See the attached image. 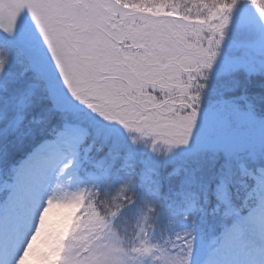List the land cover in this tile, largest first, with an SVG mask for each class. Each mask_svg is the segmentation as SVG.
Listing matches in <instances>:
<instances>
[{
    "label": "snow or ice",
    "instance_id": "snow-or-ice-1",
    "mask_svg": "<svg viewBox=\"0 0 264 264\" xmlns=\"http://www.w3.org/2000/svg\"><path fill=\"white\" fill-rule=\"evenodd\" d=\"M0 48L5 132L67 97L90 121L81 126L66 108L70 122L42 146L40 163L63 175L74 162L67 153L95 147L103 155L84 162L86 179L120 188L115 211L81 210L90 239L68 245L65 264H124L118 224L145 202L161 220L196 228L211 211L232 221L226 238L264 227V198L242 220L248 205L233 199L236 173L264 176V153L231 146L252 125L264 130V0H3ZM21 179L18 171L0 187L10 203ZM45 204L35 207L34 228ZM34 235L0 231V264H25Z\"/></svg>",
    "mask_w": 264,
    "mask_h": 264
},
{
    "label": "rangeland",
    "instance_id": "rangeland-1",
    "mask_svg": "<svg viewBox=\"0 0 264 264\" xmlns=\"http://www.w3.org/2000/svg\"><path fill=\"white\" fill-rule=\"evenodd\" d=\"M0 60L7 61V51L2 48ZM66 98L55 95L51 100L57 104H69L67 109L76 112L79 116L78 123L85 126L90 121L86 110L82 106L77 107L74 102L65 103ZM69 122L68 118L65 119L55 135L46 137L40 132L39 125L31 119L15 132H5L4 126L0 124L1 185L12 182L18 171L22 174L15 202L8 201L7 188L0 193V231L5 228L15 229L21 237L28 229L35 232L25 264H65L66 247L75 245L74 241L80 238L81 242L90 239L85 231L88 220L83 229L75 231L73 226L79 205L75 186L80 178L82 165L78 156L80 149L75 157L72 153H67V159L74 162L73 167L63 175H56L58 168L43 166L39 161L42 146L55 139ZM140 144L151 151L149 144L142 138ZM231 146L257 154L264 153V130L259 123L252 125ZM156 147L161 151L165 150L163 144ZM5 173L7 176H4ZM243 191V199L248 207L238 218L241 220L251 209H257L258 212L259 201L264 198V176H256L252 186ZM43 199L46 201L43 208L45 214L54 205L62 206L67 211L48 221H45V214L42 215L37 221V229L32 225V218L36 205ZM113 202L111 210H115L122 202L120 189L114 194ZM153 216L149 202H145L134 216L125 219V223L123 219L120 221L125 225L124 229L119 230L124 264H264V227L258 223L244 225L241 235L226 238L225 232L232 221L221 223L217 216L209 217L206 222L202 220L198 228L194 220L191 225L187 221L178 225L179 222H175V219L161 220ZM213 228L218 229L217 233L207 243V235Z\"/></svg>",
    "mask_w": 264,
    "mask_h": 264
},
{
    "label": "trees",
    "instance_id": "trees-1",
    "mask_svg": "<svg viewBox=\"0 0 264 264\" xmlns=\"http://www.w3.org/2000/svg\"><path fill=\"white\" fill-rule=\"evenodd\" d=\"M3 49V48H2ZM6 50V49H5ZM65 103H72L70 99L66 98ZM52 101V100H50ZM48 103L45 101L43 105L37 110L33 112L28 113V118L24 120V122L21 124L26 125L30 122V119L33 122H36L39 126V130L41 133L44 134V136H51L54 135L58 129L61 127L62 122L67 119V117L64 115V111L66 108H68L69 104H57L55 102H50ZM88 148V145H84L83 147L80 148L79 151V158L82 162L81 169H80V178L75 186V192L77 193L79 197V205L78 209L75 213V218H74V229L75 231H78L80 229H83L85 227V215L82 213V209H86L88 206L96 207V206H103L105 211L110 213L115 210L110 209V205L115 202H113L114 199V194L120 189L119 187H105L102 190L100 189L99 186L94 185L93 183L89 182L86 177H87V172H85L83 168L84 162L87 160L90 163L85 164V167H90L91 163H95L96 160H98L103 153L97 152L96 148L93 147L90 152L86 150ZM86 150V151H85ZM4 176H7V173L4 174ZM233 184H234V195L233 199L234 202L237 206L244 205V191L247 187L252 186L253 184V179H247L245 180L242 178L239 173H236L235 176L233 177ZM0 182V187H2ZM2 192H5V188ZM0 192V193H2ZM4 197V196H2ZM87 201V204H86ZM112 202V203H111ZM116 207V206H115ZM245 210V209H244ZM153 217H159L155 212H153ZM213 214L211 211L209 212V217H211ZM219 219V222H223L219 216H217ZM172 219H175V222H179L178 225H183L185 224V221H181L177 217H170ZM124 223H125V219ZM119 230L124 229L125 225H123L121 222L118 224ZM217 228H213L212 232L207 235L208 240L207 243H210V239H212L215 234L217 233ZM82 231V230H81ZM76 237L79 239L80 237L76 235ZM82 239L76 240L75 245H80Z\"/></svg>",
    "mask_w": 264,
    "mask_h": 264
},
{
    "label": "clouds",
    "instance_id": "clouds-1",
    "mask_svg": "<svg viewBox=\"0 0 264 264\" xmlns=\"http://www.w3.org/2000/svg\"><path fill=\"white\" fill-rule=\"evenodd\" d=\"M65 211H67V209L64 207L54 205L52 208L48 209V212L45 214V221L55 219Z\"/></svg>",
    "mask_w": 264,
    "mask_h": 264
}]
</instances>
